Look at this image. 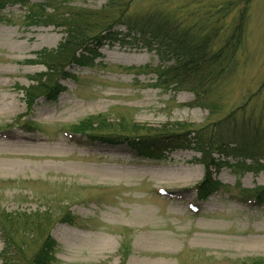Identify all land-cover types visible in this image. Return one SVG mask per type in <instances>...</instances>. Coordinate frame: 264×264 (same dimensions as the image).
<instances>
[{"label": "rangeland", "instance_id": "rangeland-1", "mask_svg": "<svg viewBox=\"0 0 264 264\" xmlns=\"http://www.w3.org/2000/svg\"><path fill=\"white\" fill-rule=\"evenodd\" d=\"M54 1L90 11L112 9L105 13L115 15L110 22L122 11H159L192 27L202 19L223 29L235 23L234 13L223 22L212 11L236 0ZM26 13L19 5L0 12V218L32 215L29 221L49 230L57 243L53 264H249L264 259V206L248 196L249 190L264 187V172L223 168L216 176L220 190L199 201L193 189L204 170L193 163L198 157L193 151L149 160L125 145L86 146L71 131L98 116L152 129L175 123L201 128L241 107L245 116L252 110L264 122V0L252 1L244 43L208 97L217 107L212 115L190 106L195 102L191 92L163 91L152 86L153 75L137 73L160 60L130 42L105 45L94 69L70 67L77 81H60L65 90L54 102L40 97L28 109L23 89L45 71L32 63L36 53L56 49L66 35L53 26H27ZM115 30L125 31L121 25ZM67 213L76 219L74 226L58 222ZM45 217L47 222H41ZM29 229L13 236L19 254L17 246L5 249L0 232V264L30 262L37 242L36 231Z\"/></svg>", "mask_w": 264, "mask_h": 264}, {"label": "trees", "instance_id": "trees-1", "mask_svg": "<svg viewBox=\"0 0 264 264\" xmlns=\"http://www.w3.org/2000/svg\"><path fill=\"white\" fill-rule=\"evenodd\" d=\"M30 1L0 0V12L7 6L25 7L27 13L23 19L27 26H53L66 36L56 49L36 53L32 63L43 66L45 71L32 76L33 85L23 89L28 109L40 97L48 103L54 102L65 90L60 81L71 79L76 82V77L68 72L70 67L94 69L105 45L130 42L154 51L160 60L155 67L147 65L137 73L153 75L152 86L163 91L191 92L195 102L190 106L206 108L212 115L217 107L208 97L213 93V87L224 81L244 43L253 0H236L213 8L214 17L221 21L234 13L235 23L224 29L206 25L204 19L193 27L181 24L172 15H163L159 11L143 15L122 11L114 22H110L115 15L105 13H111L112 9L90 11L69 8L64 2L54 0L35 4ZM240 2L243 3L241 7ZM118 25L125 31H116ZM240 110L243 112L229 113L213 126L201 128L175 123L170 127L152 129L133 122L113 123L105 116H98L71 127V131L84 139L86 146L125 145L137 156L149 160H165L161 157L165 152L193 151L198 154L193 163L201 165L204 170L202 180L193 190L199 201H206L220 190L221 184L216 176L223 168L256 175L264 172V122H258L252 110L247 116L244 107ZM248 196L254 204L264 206V187L249 190ZM31 216L3 214L0 232L5 249L17 246L19 254L21 249L13 236L31 225L36 231L37 248L28 264H53L57 243L49 230L41 231L36 220L29 221ZM75 220L67 213L58 222L74 226ZM45 221L46 217L41 218V222ZM249 264H264V259L252 260Z\"/></svg>", "mask_w": 264, "mask_h": 264}]
</instances>
